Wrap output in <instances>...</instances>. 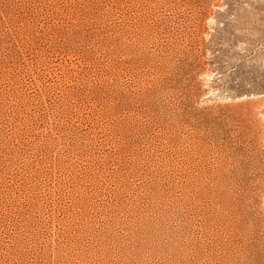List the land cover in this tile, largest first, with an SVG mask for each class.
Returning a JSON list of instances; mask_svg holds the SVG:
<instances>
[{"label": "rangeland", "instance_id": "rangeland-1", "mask_svg": "<svg viewBox=\"0 0 264 264\" xmlns=\"http://www.w3.org/2000/svg\"><path fill=\"white\" fill-rule=\"evenodd\" d=\"M222 151L264 248V0H0V264H239Z\"/></svg>", "mask_w": 264, "mask_h": 264}, {"label": "bare ground", "instance_id": "bare-ground-1", "mask_svg": "<svg viewBox=\"0 0 264 264\" xmlns=\"http://www.w3.org/2000/svg\"><path fill=\"white\" fill-rule=\"evenodd\" d=\"M242 122H243V125L240 127V132L242 134H244V131L247 129V127H246V123L244 121H242ZM223 148H225V147H223ZM223 151H222V153H223V170L222 171H223V174L228 177V178L226 177L228 180H229V178L231 179L229 181H231L232 185L230 183H228V184L230 186H233V190L227 192V195L229 198H230V196L233 198L231 200H232V203L234 204V206L236 205V206L240 207L242 210L241 212H244L246 214L247 213L246 210L248 208L247 202L251 198V196L254 194V189H252L250 187V179H251V176L254 173L255 169L253 168V166L250 167L249 165H248V169H247L244 167L245 164L243 166L242 165L240 166L238 164L239 166L237 168H232L231 167V158L232 157L230 158V156L228 154L229 152H223ZM226 151H227V148H226ZM228 151H230V150H228ZM240 158L241 157H239V159ZM243 161H241V162H243ZM234 163H235V161H234ZM221 177H223V176H221ZM222 180H224V179H222ZM226 182L224 183L225 184L224 186L226 188H228L227 187L228 184L226 185ZM186 186H188V184ZM237 213L241 215V213H239V211H237ZM259 224L255 220V218L249 216V214L247 213V217L244 218L243 223H242V230H243V233L246 237V240H245L246 242L244 243V245L242 247V252L240 254L239 264H264V253H262V250H264V248L261 247L262 242H261L260 238L262 236H260V229H259L260 225Z\"/></svg>", "mask_w": 264, "mask_h": 264}]
</instances>
